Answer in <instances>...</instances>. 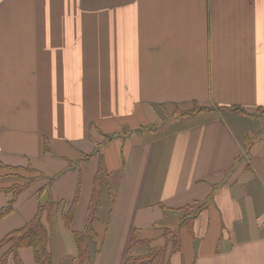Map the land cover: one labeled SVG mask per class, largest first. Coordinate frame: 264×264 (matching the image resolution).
<instances>
[{"label": "crops", "instance_id": "0c3cea01", "mask_svg": "<svg viewBox=\"0 0 264 264\" xmlns=\"http://www.w3.org/2000/svg\"><path fill=\"white\" fill-rule=\"evenodd\" d=\"M194 104L215 111L174 117ZM219 107L264 111V0H0V163L44 175L0 242L44 195L56 205L42 219L49 259L9 245L0 264H135L133 236L132 257L163 250L151 264H264V118ZM102 162L82 262L75 234ZM21 183L0 169V189ZM12 199L0 192V209ZM197 205L193 219L179 212Z\"/></svg>", "mask_w": 264, "mask_h": 264}, {"label": "trees", "instance_id": "16d2710c", "mask_svg": "<svg viewBox=\"0 0 264 264\" xmlns=\"http://www.w3.org/2000/svg\"><path fill=\"white\" fill-rule=\"evenodd\" d=\"M217 111L224 112L226 110L238 113L242 116H250L255 118H264V111L259 109L254 115L247 114V111L241 107H219L216 109ZM215 109L202 107L197 104H194L193 108L188 111H180L176 109L174 115L179 114L180 117H189L194 116L197 114H205L214 112ZM155 128V126L153 127ZM151 129V128H150ZM106 140H111L114 136H106ZM250 140L249 138H247ZM250 143V142H249ZM47 142L46 147L47 148ZM48 151V150H47ZM0 169L8 170L14 176H19L22 178L21 184H16L11 188L8 189H0V192L12 193L13 199L9 202L6 207L0 209V222L9 217L15 211V205L18 198L33 184L36 182L44 179V175L34 169L32 166L27 167H7L0 163ZM109 179V173L106 169V165L104 162L100 164L99 170L97 175L94 179V187H93V195L91 199V203L89 206V212L91 214L90 221L88 223L87 229L82 234H75V238L77 241L78 249H79V259L82 262L90 261V251H89V236L91 234V229L93 228V224L95 222V213L97 208L100 204V198L103 186L107 184ZM53 185V179L49 180V184L47 188L40 190L41 196L44 195L47 191H51V187ZM80 199V190L77 191L75 200L69 210V213L64 217L65 224L67 227L70 226L71 221L77 211V207L79 205ZM206 207L205 205H197V206H187L179 210V212H186L188 214H192L190 218H195L198 213ZM56 205L52 200L48 198L47 201L41 203L39 206L38 213L34 217V219L27 224L24 228L14 231L7 235L1 242H0V252L7 246L11 245V249L9 252L11 254L16 255L20 250L23 249H32L34 252V257L37 262H45L49 259V252H48V242H49V232L47 228L43 224V214L48 212L50 215H53L55 211ZM183 222L185 223V217L183 218ZM172 235L174 239V251H179V241H180V234L179 231H171L166 236ZM136 238L133 236V240L130 246L129 256L127 261H132L135 264H151L156 260V258L163 252V250H152L149 254L142 256V257H132L131 251L133 247L137 244Z\"/></svg>", "mask_w": 264, "mask_h": 264}, {"label": "rangeland", "instance_id": "374dc122", "mask_svg": "<svg viewBox=\"0 0 264 264\" xmlns=\"http://www.w3.org/2000/svg\"><path fill=\"white\" fill-rule=\"evenodd\" d=\"M175 112H176V110L173 112V115H174ZM178 115H179V114H177V115L175 114L174 117H177ZM170 118H172V117L170 116ZM261 119H262V117H261ZM154 126L157 127L156 125H153V126H151L152 129H154V128H153ZM124 133H127V131H125ZM45 181H46V179H45ZM47 199H48V195L46 194V195L43 196V198H42L41 201H42V202H45Z\"/></svg>", "mask_w": 264, "mask_h": 264}]
</instances>
